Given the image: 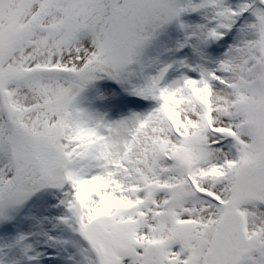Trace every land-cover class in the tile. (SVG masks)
Returning a JSON list of instances; mask_svg holds the SVG:
<instances>
[{"label": "snow or ice", "instance_id": "6c2138e0", "mask_svg": "<svg viewBox=\"0 0 264 264\" xmlns=\"http://www.w3.org/2000/svg\"><path fill=\"white\" fill-rule=\"evenodd\" d=\"M0 264H264V0H0Z\"/></svg>", "mask_w": 264, "mask_h": 264}]
</instances>
